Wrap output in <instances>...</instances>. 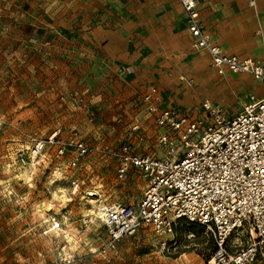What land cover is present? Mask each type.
Returning a JSON list of instances; mask_svg holds the SVG:
<instances>
[{
  "label": "rangeland",
  "instance_id": "1",
  "mask_svg": "<svg viewBox=\"0 0 264 264\" xmlns=\"http://www.w3.org/2000/svg\"><path fill=\"white\" fill-rule=\"evenodd\" d=\"M108 9L118 11L107 0H0V264H206L214 246L206 227L184 220L174 237L142 226L106 246L96 211L105 203H138L146 181L132 172L119 182L114 159L100 150L72 168L71 153L48 148L31 181L22 178L28 168L16 150L30 135L57 133L95 149L129 144L137 155L161 154L142 95L125 105V81L81 36ZM227 75L208 78L204 89L214 88L215 100L264 94L252 76L236 74L249 79L233 86ZM217 104L228 114L241 110ZM132 123L141 125L139 133Z\"/></svg>",
  "mask_w": 264,
  "mask_h": 264
},
{
  "label": "built area",
  "instance_id": "2",
  "mask_svg": "<svg viewBox=\"0 0 264 264\" xmlns=\"http://www.w3.org/2000/svg\"><path fill=\"white\" fill-rule=\"evenodd\" d=\"M195 49L211 57L216 71L246 73L264 83V59L228 54L208 41L196 0H180ZM189 79V83H193ZM158 89H146L141 101L149 113L161 154L137 155L131 145L95 149L81 139L63 140L57 133L28 136L16 150L24 168L38 166L48 148L71 153L72 168L93 151L114 159L119 182L132 172L146 181L138 203H105L98 219L107 232L106 246L134 235L142 226L172 235L182 220L206 227L214 246L206 264H264V95H250L240 111L228 114L208 99L199 109L159 107ZM139 133V123L130 124ZM166 242L163 243L165 247Z\"/></svg>",
  "mask_w": 264,
  "mask_h": 264
},
{
  "label": "crops",
  "instance_id": "3",
  "mask_svg": "<svg viewBox=\"0 0 264 264\" xmlns=\"http://www.w3.org/2000/svg\"><path fill=\"white\" fill-rule=\"evenodd\" d=\"M107 1L118 11L106 10L100 22L96 16L81 36L90 40L93 49L97 48L95 53L105 55L110 68L125 81V105L151 86L157 87V104L162 108L199 109L206 99L215 104L237 105L238 109L247 103L250 93H242L238 100H215V89H204L211 85L208 78L219 73L209 64L212 61L208 52L192 46L187 13L180 0H125L124 5L120 0ZM196 1L200 23L210 43L225 53L264 59V0ZM96 6L104 4L98 2ZM107 7L111 8L108 3ZM232 76L233 86L239 85L237 78L249 79L236 74L226 78ZM199 81L204 85L199 86ZM229 84L232 81L226 85Z\"/></svg>",
  "mask_w": 264,
  "mask_h": 264
},
{
  "label": "bare ground",
  "instance_id": "4",
  "mask_svg": "<svg viewBox=\"0 0 264 264\" xmlns=\"http://www.w3.org/2000/svg\"><path fill=\"white\" fill-rule=\"evenodd\" d=\"M181 4V3H180ZM192 46L194 47V45H193V43H192ZM195 48V47H194ZM228 54H231V53H228ZM210 56V55H209ZM211 58V57H210ZM212 61V60H211ZM213 66V65H212ZM214 67V66H213ZM264 84V83H263ZM198 85L199 86H203L204 84H202L200 81L198 82ZM249 99H250V96H249ZM209 100V99H208ZM210 101V100H209ZM249 101V100H248ZM247 101V102H248ZM246 104V103H245ZM36 166V165H35ZM35 166H31L30 167V169L28 168V170H25L24 172H23V174H22V178L26 181V182H30L31 181V178H32V176H31V172L33 173L34 172V167ZM34 168V169H33ZM101 201H103L101 198H99V199H92L91 200V203L93 204V206H100L101 204H99ZM101 210H97L96 211V217L98 218V214H99V212H100ZM95 211H92V213H94ZM56 226H58V224L56 225ZM56 226L55 227H52V229H56Z\"/></svg>",
  "mask_w": 264,
  "mask_h": 264
}]
</instances>
